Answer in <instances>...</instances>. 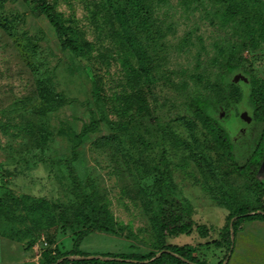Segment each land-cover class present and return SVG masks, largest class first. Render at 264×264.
<instances>
[{"label":"rangeland","instance_id":"rangeland-1","mask_svg":"<svg viewBox=\"0 0 264 264\" xmlns=\"http://www.w3.org/2000/svg\"><path fill=\"white\" fill-rule=\"evenodd\" d=\"M48 1L78 50L62 49L31 0L0 4V264H51L72 248L75 230L63 217H83L57 162L67 158L120 232L93 233L82 250L157 251L163 224L175 231L191 223L166 242L197 246L218 264L225 250L209 243L221 238L235 202L257 208L261 194L234 171L196 103L220 121L243 165L264 127L250 99L264 93V0ZM159 160L174 184L175 220L163 211ZM199 225L209 227L206 237ZM235 245L229 264H264V223L244 222ZM20 251L27 256L18 259Z\"/></svg>","mask_w":264,"mask_h":264},{"label":"trees","instance_id":"trees-1","mask_svg":"<svg viewBox=\"0 0 264 264\" xmlns=\"http://www.w3.org/2000/svg\"><path fill=\"white\" fill-rule=\"evenodd\" d=\"M19 0H0V4L7 2H18ZM39 10L45 15L54 28L61 47L63 50H78L79 45L76 40L71 36L60 15L55 7L48 0H31ZM215 2L228 3L230 7L238 4V0H214ZM225 24L227 21L222 19ZM250 99L255 110L261 112L260 120L264 123V93L255 94L251 93ZM196 105L205 113L207 121H209L220 132L227 149L229 150V158L233 161L232 167L238 175L247 177L251 181H256L257 187L261 194L260 205L257 208L250 207L242 203L235 202L234 209L229 217V222L221 234V238L214 240L209 244H214L216 248L225 250V254L218 264H229L235 250L236 235L239 227L247 221L264 222V184L257 182V174L264 159V127L259 140L258 146L253 151L251 157L243 164L237 165L234 162L233 144L232 141L220 123L219 120L206 113V103L197 102ZM97 125H92L91 130H94ZM84 133L76 135L78 142H81ZM73 157H77V152L74 151ZM58 164H66V168L72 179V183L78 190L81 196L80 212L83 221H68L63 217L66 225L75 230L76 238L70 250L59 253L57 257H50L51 264H209L205 259L199 256V248L191 244L178 245L166 242L167 232L173 234L189 233L191 223H187L178 227L175 231H168L167 225L161 226L160 232V247L157 251L148 253H113V252H89L80 248L82 242L93 233H105L110 235H119L117 224L109 210L98 205L94 193H88L83 180L78 176L75 166L71 159L57 161ZM159 166L162 175V191L161 194L167 203V208L164 213L167 214L168 219L175 220L178 214L176 209H171L173 206V198L171 196L174 184L172 183L167 167L163 165L162 160H159ZM174 218V219H173ZM199 234L206 237L210 229L207 225L198 226Z\"/></svg>","mask_w":264,"mask_h":264},{"label":"crops","instance_id":"crops-1","mask_svg":"<svg viewBox=\"0 0 264 264\" xmlns=\"http://www.w3.org/2000/svg\"><path fill=\"white\" fill-rule=\"evenodd\" d=\"M260 170V169H259ZM259 172V171H258ZM261 223H264V222H261ZM11 246H12V243H9V245H8V247H9V250H8V252L9 253H11V254H14L15 255V253H13L14 251H11ZM18 253H23L22 255H20V257H18V259L19 258H25L26 256H27V254L24 252V251H20V252H18Z\"/></svg>","mask_w":264,"mask_h":264},{"label":"water","instance_id":"water-1","mask_svg":"<svg viewBox=\"0 0 264 264\" xmlns=\"http://www.w3.org/2000/svg\"><path fill=\"white\" fill-rule=\"evenodd\" d=\"M242 115H243V117H244V116L246 115V113H243Z\"/></svg>","mask_w":264,"mask_h":264}]
</instances>
